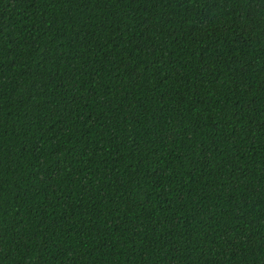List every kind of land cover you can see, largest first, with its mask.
<instances>
[{"label":"trees","instance_id":"1","mask_svg":"<svg viewBox=\"0 0 264 264\" xmlns=\"http://www.w3.org/2000/svg\"><path fill=\"white\" fill-rule=\"evenodd\" d=\"M0 264H264V0H0Z\"/></svg>","mask_w":264,"mask_h":264}]
</instances>
